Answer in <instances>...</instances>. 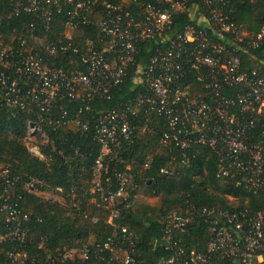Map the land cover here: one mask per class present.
<instances>
[{
	"label": "built area",
	"instance_id": "1",
	"mask_svg": "<svg viewBox=\"0 0 264 264\" xmlns=\"http://www.w3.org/2000/svg\"><path fill=\"white\" fill-rule=\"evenodd\" d=\"M15 1L12 14L30 16V29L43 27L46 32L41 36L31 32L28 38L17 39L18 48L0 50V101L11 111L34 116L28 124L29 135H43L46 127L87 132L89 121L79 116L73 119L67 104L79 102L89 111L96 100H111L112 92L135 69L133 81L141 89L120 107L98 112L96 119L95 140L102 150L94 169L99 179L94 193L102 192L109 224L118 228L114 225L120 216L116 205L121 199L127 200L130 167L115 172L116 191L105 194L100 180L103 157L133 140L137 129L134 121L141 115L144 132L153 123V116L162 118L166 130L161 146L183 152L180 162L173 158L161 169L162 175L179 176L177 165L191 164L187 152L204 147L218 157L220 179L230 180L251 194L264 193V67L243 72L240 56L247 54L250 45L257 47L264 33L251 44L245 42V34L237 35L230 10L232 0H129L141 5L137 18L125 14L121 6L105 3L106 18L97 24L89 15L99 0ZM64 5L70 6L65 39L72 41L74 36L67 32L77 33L80 25H96L102 51L92 40L83 47L49 42L51 24L55 15L63 13ZM184 14L190 23L181 33L170 35L175 17ZM154 40H162L163 52L146 67L138 66L139 44ZM34 45L52 57L66 56L69 68L44 66L43 58L34 53ZM193 83L203 85L206 92L193 94ZM32 153L45 159L36 149ZM0 175L6 179L0 191V264H87L91 260L146 264L139 256L138 236L127 228L121 236L98 244L53 251L43 237L34 247L29 225L32 216L13 200L15 192L7 180L8 172ZM39 184L33 180L26 189L38 194ZM202 221L209 225L207 252H190L174 236L186 232L193 222ZM91 222L98 223L96 219ZM155 249L167 254L158 264H264V208L257 214L196 207L185 213L174 211L167 218L162 237L155 241Z\"/></svg>",
	"mask_w": 264,
	"mask_h": 264
},
{
	"label": "trees",
	"instance_id": "2",
	"mask_svg": "<svg viewBox=\"0 0 264 264\" xmlns=\"http://www.w3.org/2000/svg\"><path fill=\"white\" fill-rule=\"evenodd\" d=\"M15 3V0H0V50L6 46L18 48L17 39L28 38L31 32L36 36L46 33L43 27L36 29V32L30 29L33 23L30 16L17 17L12 14ZM105 3L121 6L125 14L129 13L134 18H137L141 8V5L130 4L129 0H99L91 15L87 14L96 24L106 18ZM69 7L64 5L63 13L55 15L51 31L47 34L49 42L83 47L88 40H92L102 51L97 40L96 25H80L72 41L65 39ZM230 10L238 28L237 35L245 34L244 39L248 44L257 42V38L264 33V0H232ZM82 19L78 21L82 22ZM189 23L187 14L176 16L170 35L181 33ZM163 47L162 40L141 42L136 64L146 67L157 53L163 52ZM34 53L43 58L44 66L54 69L69 68L70 62L66 56L52 57L39 45H34ZM240 56L243 72L264 67V35L257 47L250 45L247 54ZM134 71L135 69L112 92L111 100L98 99L89 111L79 102L67 104L73 119L79 116L82 120L86 118L89 121V130L83 132L81 128L69 130L63 127H46L43 136L49 142L48 146H42L44 160L30 153L26 145L28 124L34 121V116L11 111L0 101V172H8L7 180L15 192L13 200L18 202L21 210L32 216L29 225L34 247L43 237L48 239L47 247L53 251L89 243L98 244L116 235L121 236L122 230L127 228L138 236L137 247L141 259L146 264H158L167 254L155 249V241L162 237L170 213H185L190 207H196L257 214L264 208V193L251 194L230 180L217 176L219 160L209 148L198 147L187 152L191 164L184 167L177 165L179 176L162 175L161 169L173 158L180 162L183 152L179 148L161 146L160 141L166 130L162 118L153 116V123L148 124L149 132H144V119L141 115L134 121L137 129L133 140L124 142L114 148L111 154L103 157L104 170L100 180L105 194L116 191L115 172H125L130 167L127 200L121 199L116 205L120 216L114 221V225L118 228L108 223L110 213L102 205V192L94 193L99 180L94 175V169L102 150L95 140L96 119L98 112L120 107L141 89L133 81ZM192 88L193 94L206 92L201 84L193 83ZM82 109L83 114L80 113ZM262 124L261 122L260 125ZM33 180L40 182L39 193L52 192L65 203L47 200L41 195L28 192L27 185ZM5 181L0 175V191L4 189ZM141 197L160 198L161 206L154 208L147 204L140 205L138 201ZM85 216L89 219H84ZM92 219H96L98 223L93 224ZM196 222L188 226L186 232L177 233L174 237L188 251L204 254L210 241L209 225L203 221L202 224ZM9 246L5 245L6 248ZM102 263L91 260L87 264ZM224 264L235 263L225 261Z\"/></svg>",
	"mask_w": 264,
	"mask_h": 264
},
{
	"label": "rangeland",
	"instance_id": "3",
	"mask_svg": "<svg viewBox=\"0 0 264 264\" xmlns=\"http://www.w3.org/2000/svg\"><path fill=\"white\" fill-rule=\"evenodd\" d=\"M72 33V34H71ZM67 35L70 36H76V32H67ZM48 139L46 136L43 135H29V132L27 134V139H26V145L30 152L32 153V150L36 149V151H39L42 154V146H48ZM34 154V153H32ZM35 155V154H34ZM37 156V155H35ZM2 167V166H1ZM38 195H41L43 198L55 202H60L61 204H64L65 202L60 199L58 196L54 195L52 192H41L38 193ZM138 203L140 205H149L154 208H159L161 206V199L160 198H139Z\"/></svg>",
	"mask_w": 264,
	"mask_h": 264
}]
</instances>
